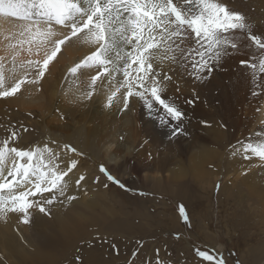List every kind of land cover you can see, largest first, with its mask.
<instances>
[{
    "label": "rangeland",
    "instance_id": "rangeland-1",
    "mask_svg": "<svg viewBox=\"0 0 264 264\" xmlns=\"http://www.w3.org/2000/svg\"><path fill=\"white\" fill-rule=\"evenodd\" d=\"M229 1L233 5L241 3L240 0ZM233 11L241 13L246 18L249 28L254 26L262 28L264 26L263 16L254 13L249 14L244 10H238V8ZM260 18L262 19L260 20ZM34 43V41H31L22 46L23 57H20V60H17L19 59L17 57L13 62V58L7 59L3 56L6 87L13 83V77L17 79L24 78L25 72H27V78L30 76L37 78L35 67H21L28 60L39 61L42 64L45 52L43 48H38L40 46ZM29 49H31V52ZM91 52L89 51L73 61H62L60 66H67L65 76L68 73L74 77L95 73V68L98 69V67L81 68L75 75L69 71L70 68ZM166 63L170 64L165 61L161 67L159 64L154 63V67L163 75L167 69ZM185 63L190 64V61ZM174 65L181 66L179 63ZM17 69L22 71L18 72ZM212 71L204 70L203 72H207L210 77L214 78ZM198 75H200V72L193 76V91L188 95L190 100L186 102L187 111L193 113L194 116L196 115L193 117L195 121H190L193 126L189 122V125L187 124L182 131L190 128L191 131H194L198 126L200 128V108L204 107V102L200 100V96L207 98V100H213L207 102L213 103L212 107L217 108L219 106L222 109V105L216 102L215 82L209 77V80L207 79L204 82L205 84L201 83L200 78H197ZM64 78L67 79L68 77ZM185 78L184 76L183 80ZM57 79L55 78V80ZM166 85L168 90L163 98L170 103L174 97V94L171 93L176 91L175 89L172 91L171 86ZM2 98L5 97H0V100ZM102 101H97L96 104L93 102L94 105H89L86 108V111L89 110L87 112H90L88 114L92 115H89L90 118H105L106 116L108 120L111 119L110 124L104 122L103 125L101 120L89 119V124L96 125V123H99L98 125L103 126L99 136V138L101 137L100 144L98 143L99 147L94 148L86 146L83 149L80 146L77 147L80 141L79 131L72 129V127L77 126L78 121L59 109L57 106L60 104L59 100L54 102L55 109H52L49 113L45 111L41 115L32 114L28 108L23 106H15L20 112L17 109L14 112H0V133H2L0 134V143L7 138L10 147L24 150H35L47 145L54 152H57H55L57 154L56 162L59 163L57 164L58 168L61 166L59 170H67L72 161H76V167L66 179L70 178V180L76 182L80 176L85 177L79 184L81 194L78 201L82 202L74 205L76 212H71V215L75 217L73 228L66 236L57 238L49 245L50 253L45 255L38 264H157V260L162 264H209L196 254V249L208 251L214 256H222L224 264H264V204L255 196L250 195L245 186L230 194L221 192L223 170H221L222 176L219 174V180L217 181L209 180L200 175L203 169L214 168L222 155L221 153L225 152L224 156H229L235 149V143H231L232 145L228 143L223 148L216 144L208 145L209 148L213 147V149L211 148L212 151L220 152V154L218 153V160L201 164V158L198 156L199 147L181 153L175 144L172 146V151H170L167 146L163 147V145L171 137L166 134L163 135L164 137L156 139L147 137L145 132L146 122L140 116L136 104L128 102L126 109L122 105L117 111L125 116L116 117L113 115L115 112L106 111ZM96 107L98 110L94 114L93 110ZM208 107L212 108L210 105ZM156 108L167 113L158 103H156ZM75 109L74 113L78 117V114L82 112L77 106H75ZM105 111L107 114H105ZM168 117L171 121L175 120L170 115ZM225 117L227 119L225 118L223 121L229 124L228 112H226ZM112 120H115V123L124 120L127 124L123 127L127 129L115 133L114 127L113 130L108 127L112 125ZM41 122L45 124L43 125ZM66 122L67 125H65ZM5 123L7 125H4ZM220 126L222 129L224 128L223 131L225 132L229 127L231 128V124L227 127L224 124ZM5 127L8 128L6 130L7 135L3 134ZM62 128L69 129L71 133L64 131ZM13 130L17 133L16 139H13L9 134ZM188 131H183L186 133L187 138L184 139L187 142L182 141L184 147L187 146L191 139L190 135L193 134V131L192 133ZM65 145L75 148L76 152L69 151L65 148ZM165 153L172 158L173 164L181 171L180 174L183 173L182 176L176 182L167 181L166 177L163 176L164 179L159 184L148 185L142 173L148 168H155L160 161V156ZM58 154L61 156H58ZM67 157L68 159H66ZM101 166L119 180L124 187L122 188L109 181L105 173L100 171ZM180 168L182 169L180 170ZM204 182L206 183L204 184ZM57 194L55 193V196ZM50 198L53 197L48 199ZM55 199L53 200L55 204L44 206L47 207L45 212H47L46 215L50 219L56 217L54 214L58 212L57 204L63 203L60 197ZM181 205L185 209L187 222L180 214ZM30 218L31 221L35 220L33 217ZM248 228H251V230L249 229V231ZM23 239L25 238L23 237ZM220 247L223 248L222 251H220ZM92 259L93 261H91ZM262 260L263 262H261Z\"/></svg>",
    "mask_w": 264,
    "mask_h": 264
},
{
    "label": "bare ground",
    "instance_id": "bare-ground-1",
    "mask_svg": "<svg viewBox=\"0 0 264 264\" xmlns=\"http://www.w3.org/2000/svg\"><path fill=\"white\" fill-rule=\"evenodd\" d=\"M240 1L241 3H236L233 5V3L229 0H218V2L227 5L232 11L235 8H238V10H244L249 14L254 13L258 16L264 17V0ZM261 19L262 18H260V20ZM28 23L29 22L25 20L0 14V57L2 55V57L5 56V58L11 59L15 53H18L15 58L18 57L19 59L17 60H20V57H23L22 46H24V44L27 42L30 43L31 41H34V44H38V46H40L38 48H43L45 53L50 52L52 45L41 43L43 37L36 32L35 27H33L31 33L24 32V27ZM250 29L252 34L260 36L262 39H264V26L262 28H257L254 26L250 27ZM54 31L56 32V36L52 39H62L64 35L70 33L69 28L61 26H54ZM22 32L24 33L23 35L21 34ZM229 35H234L235 37L239 38L242 43L238 45L237 49L229 48L228 54L222 56L218 63L209 58V65L211 70H213L212 76H214V78L210 77L207 72H203L204 70L201 71L199 75L202 77L200 78L201 83L206 82L207 79L209 80V77L215 82L216 87L214 89L217 93L216 102L222 105V109H220L219 106L217 108L212 107L213 103L207 102L213 100H207V98L205 99L200 96V100L204 102V107L200 108V128L198 126V128H195L194 131L192 130L193 134L190 135L191 139L187 143L186 147H184L182 144V141H185L184 139L186 138V133L183 131L189 130L191 133L192 131L190 127V129L187 130L182 131V129L187 124L189 125V122L193 121V117L196 116H194L193 113H189L186 109V102L190 100L188 95L191 93V91H193V76L198 74L196 70L190 66V64L185 63V66H179L166 63L165 65H167V69L165 74L171 76V80L163 81L161 84V87H163V92L161 94L162 98L168 90L166 84L171 86L172 91L175 89L176 92L171 93L172 95L174 94V97L170 103L182 112L183 115L180 120H169V114L158 110L156 108L157 102L152 99L150 95L147 96V100L152 104L151 109L148 107V104L144 99H141L137 96L130 97L129 102L136 104L140 116L145 120V132L147 137L156 139L158 137H164V134L171 137L165 141V144L163 145V147L167 146L168 150L170 151H172V146L175 144L178 148V151L181 153L189 152L190 150L199 147L200 152L198 156L201 158V164L210 163L219 157L218 153L220 154V152H215L214 150L212 151L213 147H211V149L208 145L211 146L216 144L217 146L223 148L228 143H235V149L229 156H224L225 152L221 153L222 155L219 157V161L214 166V168H202L203 170L201 171L200 175L206 177L209 180L212 179L213 181H217L219 180L218 178L220 176L219 174H221V170H223V187L221 188V192L230 194L233 191H239L240 187L245 186L246 191L250 195L255 196L261 201V203L264 204V160H261L251 152H244L242 147V145L249 142L255 144L259 140H264V135L257 136V133H264V73L259 72L258 68L254 73L250 67L241 64L242 60H250V57L253 56V54H255L257 57L259 55L254 45L252 47H248V45L251 44V41L247 40L246 38L247 31H237L234 34L230 33ZM13 46H15V48H13ZM25 49L28 50L27 48ZM94 49L95 46L86 44L82 39L76 37H73L70 41H67L61 46V51L57 54L55 60L50 63V66L45 71L46 76L44 75L45 77L42 78H33V76L28 77L25 84L21 86L20 91H18L14 96L5 97L0 100V112H14L16 109L18 110L16 107L23 106L28 108L32 114L36 113L37 115H41L45 111L49 113L52 109H55L56 105H54V102L55 100H59L60 104L57 105L59 109L62 112H65L66 115L68 113L73 118H76L78 121L77 126L72 127V129L74 128L75 130L79 131L78 134L80 141L78 142L77 147L80 146L84 149L86 146L90 148L98 146V143L101 140V137L99 138V136L103 126L98 125L99 123H96V125L89 124V119L101 120L102 125L104 122L109 123L111 119L108 120L106 116L105 118H90V114H88L90 112H87L89 110L86 111V108L89 105H94L93 102L96 104L97 101L103 100L102 102L106 108V111L115 112L113 115L116 117L125 116L121 112L120 114L117 110L122 105H124V93L126 89L120 88L119 92H117L116 96L113 98L111 105L109 106L108 104V96L111 95L112 91H114L119 86V84L124 81V76L122 73H114V78L108 77L107 75H102L101 79L97 81L95 90L93 91L91 97L85 98L86 93L91 91L89 88L91 77L102 70L100 68H95V73L74 77L69 73L67 76H65V73L67 72V66H60L62 61H73L77 57L84 56L89 51H94ZM250 62L258 64V59L251 60ZM133 67H135V65ZM33 69L35 70V68ZM133 75H135V73H133ZM184 76L186 77L185 80H183ZM64 77L68 78L65 79ZM55 78L58 79L55 80ZM135 90L136 89H133V91ZM209 105L212 108H209ZM75 106H77L80 112H82L81 114H78V117L76 113H74L76 110ZM97 107L99 106L97 105ZM97 107L95 110H93L94 114L98 110ZM106 111L105 114H107ZM18 112H20V110H18ZM226 112L229 113L228 123L231 124V128L229 127V129H227L225 132L223 131L224 128L222 129L220 125L224 124L226 127L229 125L223 121L226 118ZM67 122L65 125H67ZM125 124L127 123L124 122V120L120 123H115V120H112V125H109L108 127L112 130L114 127L116 133L118 131H124L127 129L123 127ZM4 125L7 124L5 123ZM7 129L6 127L4 128V135L7 133ZM63 130L69 132V129ZM5 140H7V138H5ZM59 155L60 154H58V156ZM66 159H68V157ZM56 163L59 164L58 162ZM65 165L67 166V164ZM60 167L58 169H60ZM216 168H218V170H216ZM181 169L182 168H180V170ZM180 173L181 171H179L175 164H173L172 158L168 157L167 153H165L164 155L160 156V161L158 164H156L155 168H148L142 174L148 185L152 184L151 186H154V183L159 184L160 181L164 179L163 176L166 177L167 181L176 182L183 174ZM64 183L66 184V187H64L63 195H61L57 190L53 193L46 192L42 195L38 194L36 196L29 197V200L34 201L37 206L29 209L28 223L22 222L24 216L18 212H7L0 214V264H38V262H40L45 255L50 253L48 249L49 245L57 238H63L66 236L73 228L75 217L71 215V212H76L77 210L74 205L78 204V202H82L78 201L80 199L81 192L79 191V186H77L76 182L70 180V178H65ZM205 183L206 182H204V184ZM210 185L212 186V183ZM26 187L30 188L31 185H27ZM55 193L58 194L55 196ZM71 196L76 197V199H68V197ZM49 197H58V199L60 197V200L62 199L61 202H63L61 204H57L58 212L56 211L57 213L54 214L56 216L55 219H50L47 217V212H45L47 211V207L45 208L44 212H40L39 210V206H47L46 204L44 205V203ZM58 202L60 201L58 200ZM256 203L258 204V201ZM52 209L50 210L51 212ZM30 217H33L35 220L31 221ZM244 221L243 224L245 223ZM249 229L251 230V228H248V230ZM249 231L247 232L249 233ZM23 237L25 239H23ZM222 249L223 248L220 247V251H222ZM91 261H93V259ZM261 262H263V260Z\"/></svg>",
    "mask_w": 264,
    "mask_h": 264
},
{
    "label": "snow or ice",
    "instance_id": "snow-or-ice-1",
    "mask_svg": "<svg viewBox=\"0 0 264 264\" xmlns=\"http://www.w3.org/2000/svg\"><path fill=\"white\" fill-rule=\"evenodd\" d=\"M0 14L28 21L24 32L31 33L35 27L43 37L41 43L52 45L50 52L45 53L42 64L28 60L21 65L35 67L37 78L44 77L61 46L73 37L95 46L91 54L69 71L75 75L85 67L102 70L91 77V91L86 93L85 98L91 97L102 75L114 78V73H122L124 81L108 96L109 106L120 88H124L125 109L132 96L144 99L151 109L152 104L147 100L150 95L173 119L180 120L182 112L161 95L162 82L170 81L171 76L162 75L154 63L161 67L165 61L185 66L184 62L190 61V66L197 73L203 70L210 72L209 58L218 63L222 56L228 54L229 48L237 49L242 43L239 38L229 35L237 31L247 30L246 38L251 41L248 47L254 45L259 54L258 57L253 54L250 60H242L241 64L250 67L254 73L257 68L264 73V39L252 34L241 13L230 10L218 0H0ZM54 26L69 28L70 33L62 39H52L56 36ZM16 55L18 53L13 55V62ZM256 59L258 64L250 62ZM197 78L202 77L198 75ZM12 79L11 86L6 87L4 57H0V97L14 96L20 91L26 82L27 72L24 78ZM261 135L264 133H257V136ZM10 136L16 139V131L13 130ZM242 147L244 152H251L264 160V140L255 144L249 142ZM65 148L76 152L70 145H65ZM56 159L57 154L47 145L24 150L10 147L8 140L0 143V214L18 212L24 216L22 222L28 223L29 209L37 206L29 200L30 196L57 190L63 195L65 178L76 167V161H72L67 170L61 171ZM100 171L109 181L124 187L103 166ZM84 179L83 175L80 176L77 186ZM54 199H47L45 204H52ZM39 210L44 212L45 207L41 205ZM180 214L187 222L183 205ZM196 254L209 264H224L222 256L200 249H196ZM157 264L162 262L157 260Z\"/></svg>",
    "mask_w": 264,
    "mask_h": 264
}]
</instances>
